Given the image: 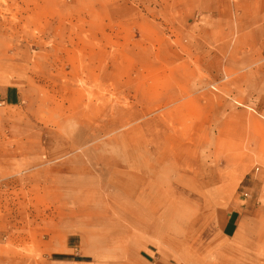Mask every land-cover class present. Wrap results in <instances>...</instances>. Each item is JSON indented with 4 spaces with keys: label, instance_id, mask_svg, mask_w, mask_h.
<instances>
[{
    "label": "rangeland",
    "instance_id": "1",
    "mask_svg": "<svg viewBox=\"0 0 264 264\" xmlns=\"http://www.w3.org/2000/svg\"><path fill=\"white\" fill-rule=\"evenodd\" d=\"M237 208L264 264V0H0V264H216Z\"/></svg>",
    "mask_w": 264,
    "mask_h": 264
},
{
    "label": "crops",
    "instance_id": "2",
    "mask_svg": "<svg viewBox=\"0 0 264 264\" xmlns=\"http://www.w3.org/2000/svg\"><path fill=\"white\" fill-rule=\"evenodd\" d=\"M239 208L235 209L234 212L227 214L222 230L219 233L221 240L227 242L228 240H233L225 248H220L222 252H217L215 255L216 264H249L248 246L250 245L249 235L254 234L253 228H247L245 233L239 234L237 232V221ZM236 225V226H235ZM119 247V248H118ZM114 246L113 250H123L126 249L127 252L125 255H118L116 253L111 254L110 252H102L101 256H92L83 252H76L74 248H66L62 256L54 259L52 264H157L142 254V250H135L127 245H118ZM148 248V247H147ZM149 249V248H148ZM152 251V249H149ZM155 249L153 250V253Z\"/></svg>",
    "mask_w": 264,
    "mask_h": 264
},
{
    "label": "built area",
    "instance_id": "3",
    "mask_svg": "<svg viewBox=\"0 0 264 264\" xmlns=\"http://www.w3.org/2000/svg\"><path fill=\"white\" fill-rule=\"evenodd\" d=\"M243 195H244L245 197H248V192H243Z\"/></svg>",
    "mask_w": 264,
    "mask_h": 264
}]
</instances>
